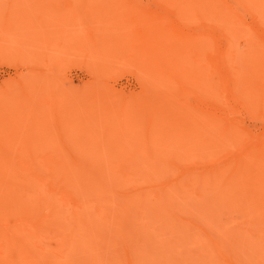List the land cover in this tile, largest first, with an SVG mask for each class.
I'll return each mask as SVG.
<instances>
[{"label":"rangeland","instance_id":"374dc122","mask_svg":"<svg viewBox=\"0 0 264 264\" xmlns=\"http://www.w3.org/2000/svg\"><path fill=\"white\" fill-rule=\"evenodd\" d=\"M204 1L0 0V224L36 223L23 255L1 237L0 264H264L261 89L233 97L210 58L225 41L189 39ZM261 1L208 3L242 5V68L264 56L243 7Z\"/></svg>","mask_w":264,"mask_h":264},{"label":"bare ground","instance_id":"6f19581e","mask_svg":"<svg viewBox=\"0 0 264 264\" xmlns=\"http://www.w3.org/2000/svg\"><path fill=\"white\" fill-rule=\"evenodd\" d=\"M191 1H194V0H191ZM205 4L204 5V8L203 10L201 11V16H200V20L198 21V32L197 33H193V35H191L189 37L190 40H200V41H206V42H209L211 44H214L215 41L217 39H223L225 41V46L223 48V50H221V54L218 56V61L216 58H213V57H210L212 60H213V67H215L217 69V71L221 72L223 74V77L226 76V79L224 80L225 81V85H229V84H232V88L235 90V91H232V92H235V94L233 95V97H237L239 96L240 94H244L246 92V90H251L252 87H257V88H260L261 89V93L259 95V99H260V103L262 104V106H264V56H261L255 63H251L247 68H242L241 65L239 64V62L237 61L236 59V56H235V51H234V41L233 39L236 38V32L233 30L232 28V19L229 18V14L231 15H238V12L236 11L238 8H242V5L238 6L235 8V10H226L225 8H228L231 9L229 7V4L228 5H221L219 4V7L218 8H215V9H211V6L208 4L209 3V0H205L204 1ZM256 7H252L250 8L248 5H245L243 6L244 8H248L250 10V12L254 15V17L256 18L257 22L255 25H253L251 27V29L249 30V32L246 34L247 36V39L248 41L250 40L251 42H255V43H258L262 46H264V0H262L261 2H257L255 4ZM184 13L185 15H188V19H190L191 17V14H193L192 12V8L191 6H189L188 9H184ZM161 15V14H160ZM159 15V16H160ZM163 16V15H162ZM187 19V20H188ZM143 39H146V36L143 37ZM220 57H221V62L220 61ZM201 78L198 76V78L196 77V81L200 83ZM198 87H201L198 85ZM193 88L189 89V90H192ZM189 92H192V91H189ZM231 92V93H232ZM252 93V91H251ZM22 106V105H21ZM84 123V121H83ZM259 147H264V144H261L259 145ZM113 157V156H112ZM111 157V158H112ZM65 158V157H64ZM63 158V160H64ZM67 158V157H66ZM65 158V159H66ZM130 158V156H129ZM153 158V157H151ZM61 159V158H60ZM58 159H53L51 160V164L54 166V167H57V166H60L62 165V161H58ZM112 160V159H111ZM57 161V162H56ZM72 161V162H71ZM80 161V160H65L66 163H68L67 165H64L65 169L64 171L67 172V170L71 169L69 168L71 165L70 163H75L77 164V162ZM48 162V161H47ZM4 163V162H3ZM2 163V164H3ZM9 165L8 167L9 170L11 169V167L13 166L12 163L10 164V162H8ZM48 163V165L50 164ZM1 164V165H2ZM6 164V165H5ZM32 164V163H31ZM0 165V186L4 187L5 189H9L7 188V185H10V187H14V185L12 183H6L5 181V178L6 176L8 175L7 170L6 172L3 170V166ZM11 165V166H10ZM33 165V164H32ZM35 165V164H34ZM41 165V164H40ZM118 165V164H117ZM6 166V167H5ZM45 166V165H44ZM78 166V165H77ZM76 166V167H77ZM7 167V162L4 163V168H8ZM14 167H16V169H18L19 171H21V173L23 172L25 175L23 176H26L28 175L29 177H33L37 182H39L40 184H48L47 183V179L44 178V174L41 176V174L37 173L36 170H34L31 166L28 165L27 161H21V162H18L17 164L14 165ZM50 167V166H49ZM48 167V169H49ZM68 167V168H66ZM72 167V166H71ZM84 167V166H83ZM89 167V168H88ZM91 166L87 165L86 168H88L89 170L91 169L90 168ZM13 168V167H12ZM38 168V166H37ZM62 167H60V170H61ZM85 168V167H84ZM83 168V169H84ZM47 169V168H46ZM63 169V168H62ZM82 169V168H81ZM38 170V169H37ZM50 170V169H49ZM54 170V169H53ZM59 170V167H58V171ZM71 171V170H70ZM88 171V170H87ZM13 172V170L11 171L10 170V173ZM122 172V175H123V171ZM15 173V172H13ZM18 172H16L17 174ZM19 173V174H21ZM68 173V172H67ZM79 173V171H78ZM59 174V173H58ZM60 174H63V173H60ZM70 174V173H69ZM74 174V172H73ZM82 174V172H81ZM80 174V175H81ZM2 175V176H1ZM13 175V174H12ZM86 175V174H85ZM126 175L127 172H126ZM83 176V175H82ZM88 176V174H87ZM17 177H22V175H17ZM47 177V176H45ZM65 177V175H63V178ZM68 178V177H67ZM86 179V177H84ZM114 178V177H113ZM22 179V178H21ZM20 180V179H19ZM50 180V179H49ZM52 180V179H51ZM46 181V182H44ZM57 182L59 183L60 181L57 180ZM74 182V181H73ZM77 182V181H76ZM54 183V182H53ZM24 184V183H23ZM25 185V184H24ZM52 184H48V189H49V193L50 194H57V189L55 186H51ZM89 185V184H88ZM16 186V185H15ZM23 186V185H22ZM22 188V187H21ZM109 188V187H108ZM148 187H145V189H147ZM26 190V189H25ZM110 190V189H109ZM58 191H61V190H58ZM63 191V190H62ZM66 191V190H65ZM11 192V191H10ZM60 193V192H58ZM118 193V192H117ZM61 194V195H60ZM59 195L61 197L62 200H70V201H73L75 207H77L78 205L76 204V199L75 197H73L69 192H61ZM121 195V194H120ZM26 196V194H25ZM28 198V197H27ZM31 201V200H30ZM166 203V202H165ZM124 205V204H123ZM100 206V205H99ZM170 206H172L170 204ZM169 206V207H170ZM74 207V206H73ZM159 207V206H158ZM102 208V207H100ZM104 208V206H103ZM102 208V209H103ZM109 208V207H108ZM168 208V207H167ZM166 208V210H167ZM172 208V207H170ZM168 208V209H170ZM75 209V208H74ZM98 208H96L97 210ZM106 209V208H105ZM103 209L105 212L106 210ZM103 210H97L99 212H103ZM174 210V209H172ZM108 211V210H107ZM169 211V210H168ZM103 212V213H105ZM113 212V211H112ZM171 212V211H169ZM74 213L77 215H79L78 211L76 212V210L74 211ZM107 213V212H106ZM105 213V215H106ZM157 213V212H156ZM161 213V212H160ZM23 214V213H22ZM98 214H101V213H98ZM119 214V213H118ZM153 214V213H152ZM170 214V213H169ZM173 214V213H172ZM3 215V214H2ZM5 215V214H4ZM103 215V214H101ZM105 215L103 217H105ZM111 215V213H110ZM154 215V214H153ZM162 215V214H161ZM9 216V215H8ZM13 216V215H12ZM25 216H27V213L25 214ZM23 216L21 218H18L17 220L18 221H14L12 223H7L6 221V224H0V240H3L1 239V237H5L7 236L8 239H9V242L8 244L9 245H12L13 244V241L14 239H16L17 241H19V244L21 247V255H23V249L24 247L27 245L26 242L22 241V238H18L17 237V234L21 231V230H28V231H31L32 229L35 228V221L33 220H28L26 219V217ZM55 216V215H54ZM84 216V215H83ZM82 216V217H83ZM7 217V216H6ZM29 217V216H28ZM79 219H80V216H77ZM107 217V216H106ZM120 217V216H119ZM101 218V217H100ZM121 218V217H120ZM56 219V218H55ZM102 219V218H101ZM108 218H106L105 220H107ZM118 220V219H117ZM121 220V219H120ZM104 221V220H103ZM110 222V221H109ZM86 222H84L85 224ZM107 223V222H106ZM25 225V226H24ZM86 225V224H85ZM88 225V224H87ZM22 226V227H21ZM59 226V225H58ZM2 227V229H1ZM26 227V229H25ZM89 229V228H87ZM91 230V229H90ZM92 231V230H91ZM94 231V230H93ZM43 232V231H42ZM98 232V230L96 231ZM22 233V232H21ZM93 233V232H92ZM95 235V233H94ZM93 236V234H92ZM37 237V236H36ZM40 237V236H39ZM5 243V241H4ZM3 245V244H2ZM8 245V248H10ZM15 246V245H14ZM16 248V247H15ZM9 250V249H8ZM12 250V249H11ZM4 251V250H3ZM61 252V251H60ZM8 253V252H7ZM62 253H63V256H64V251L62 250ZM6 254V253H5ZM61 254V253H60ZM2 255H3V252H2ZM58 255H59V252H58ZM62 256V257H63ZM6 257V256H5ZM12 257V256H11ZM3 259V257H1ZM7 258V257H6ZM4 258V259H6ZM3 259V260H4ZM10 260V259H9ZM8 260V261H9ZM7 261V260H6ZM7 261V262H8ZM3 264V263H2Z\"/></svg>","mask_w":264,"mask_h":264}]
</instances>
